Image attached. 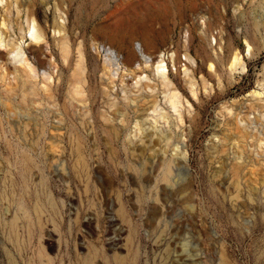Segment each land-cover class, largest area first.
Returning <instances> with one entry per match:
<instances>
[{
  "label": "rangeland",
  "instance_id": "rangeland-1",
  "mask_svg": "<svg viewBox=\"0 0 264 264\" xmlns=\"http://www.w3.org/2000/svg\"><path fill=\"white\" fill-rule=\"evenodd\" d=\"M130 1L19 0L8 16L0 4V26L9 21V46H0V264H264V148L253 124L243 134L234 120L264 111L252 97L264 84V0H150L128 14L122 35L145 29L134 48L152 41L148 52L159 51L192 101L179 130L143 101L113 105L123 93L103 75V46L121 50L100 26ZM29 11L45 34L41 51ZM63 23L66 40L56 31ZM18 47L32 71L14 61ZM231 48L244 55L240 68L219 61L214 73L204 63ZM186 65L202 66L196 99Z\"/></svg>",
  "mask_w": 264,
  "mask_h": 264
},
{
  "label": "bare ground",
  "instance_id": "bare-ground-1",
  "mask_svg": "<svg viewBox=\"0 0 264 264\" xmlns=\"http://www.w3.org/2000/svg\"><path fill=\"white\" fill-rule=\"evenodd\" d=\"M18 1L19 0H0V4L2 8L5 10L7 16L10 15L11 13V9H12L11 6L13 3L17 5V11L19 12ZM150 2H151L150 0L130 1L129 3L126 4L125 7H123V9H116L114 11V13L112 14L114 21L111 24L100 26V31H103L105 34H107L109 39H111L114 44L119 46L121 50V51H116L112 47L105 48V46H103V48L106 51V55H105L106 59H105V67H104L103 75L104 77L105 76L108 77L107 79H109L110 84L115 83V78L119 79L118 80L119 84L117 83V87L120 89V92L123 93L122 101L119 100L120 101L119 103H117L118 101L117 102L114 101V103L112 101L113 105L117 106L116 107L117 112H120L122 108L125 109L127 108L129 109V107L131 108V104L137 103V101L140 100L148 104V107L152 108L153 113H157L160 110V114L162 115L163 118L165 119L167 118V121L171 119L172 125L176 126L177 129L178 127L181 129L183 128L184 118L190 117L191 108L193 107L192 101L185 100L178 93L173 80L170 78L168 63L165 60H163V58H160V60L158 59L159 51L155 50L154 48L153 52L151 51H150L151 53L148 52L152 41L146 38L145 37L146 35L144 36L146 39L145 38L143 39L144 45H141L138 49L134 48L133 45L134 42L138 41L139 38H141V35L139 33L145 31V29L137 26V28H133V32L132 31L130 32V34L131 33L132 34L131 36L129 34L128 38L122 35L123 33H125L123 32V30L125 25L127 24L128 14L131 12H135L136 10L141 9L143 7H145V10L146 7L147 9H149ZM152 9L153 8L151 7V10ZM7 21L8 19L5 18L0 26V46L5 48L9 46L8 41L6 40V34L8 33L7 31H8V22H9ZM25 21L28 26V32H29V37L31 39V43L37 45L38 50L41 51L43 49L42 42L45 40V34L37 24L33 11L27 12ZM129 21L130 20H128V25H129ZM19 27L22 34L23 31L25 30V27L23 26V24ZM127 27L129 28L130 26ZM56 31L58 34H60L62 40L63 39L66 40L67 37L66 26L64 25V23L57 26ZM149 36L150 35H148V37ZM24 37H26L25 34ZM246 44L248 45L249 48L248 51H250V44L249 43ZM4 54H5L4 52L0 51V56ZM219 54H217L216 56H209L204 62L209 65L210 70L214 71V73H218L220 70L219 61L227 62L231 70H236L237 67L243 65L244 55L237 48L228 49L225 56L223 55L221 56ZM187 59L191 61V63L192 61H194L190 56H187ZM14 61L16 63L20 62V64L25 69L27 68L30 71L33 70L28 62V59L25 57V54L21 47H18V50L16 51V55L14 56ZM80 61L81 63H84V56L82 53H80ZM155 63L156 65L154 68ZM193 66L186 65V68L183 70V73L185 75V81L193 95V99H196L198 93L196 88L195 76H196V72L199 69H201L202 66H199L197 69H194ZM209 75H213V74L209 73ZM202 81L204 85H206V78L204 76L202 78ZM261 88L262 91H254L252 97L254 102L264 110V84L261 85ZM111 89L114 91L113 87H110V90ZM109 93H111V91ZM115 95H119V93L116 92ZM161 95H163L162 98H160ZM116 99L118 98L115 96L113 100ZM161 110L162 111L165 110V112H161ZM263 114L264 111H260L259 115H254L253 120H249L243 117L234 118L237 129L238 130L242 129L243 134H247L248 130L251 127V124H253L252 128L254 129L256 128L255 130L256 133H254L255 137H258V142L260 143L259 144L260 151H262L264 148V144H262L264 142V123L260 122L261 118L264 119ZM231 120H233V118ZM178 149L176 150L178 151ZM179 152L181 151L176 152V154H180Z\"/></svg>",
  "mask_w": 264,
  "mask_h": 264
}]
</instances>
